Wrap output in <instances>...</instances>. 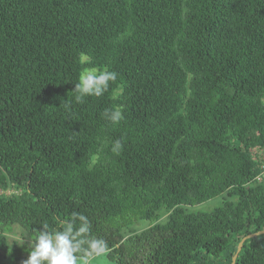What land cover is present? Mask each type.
<instances>
[{"label":"trees","instance_id":"1","mask_svg":"<svg viewBox=\"0 0 264 264\" xmlns=\"http://www.w3.org/2000/svg\"><path fill=\"white\" fill-rule=\"evenodd\" d=\"M89 68L118 75L77 103ZM73 212L111 264H231L264 229V0H0V264Z\"/></svg>","mask_w":264,"mask_h":264},{"label":"clouds","instance_id":"2","mask_svg":"<svg viewBox=\"0 0 264 264\" xmlns=\"http://www.w3.org/2000/svg\"><path fill=\"white\" fill-rule=\"evenodd\" d=\"M80 63H89L85 55L80 56ZM115 71L107 69L100 71L96 68L85 70L75 84L77 93L74 100L83 103L86 97H100L108 90L110 82L117 78ZM70 103V102H69ZM69 107V104H65ZM122 113L117 109L109 113V119L118 122ZM79 222V226L76 224ZM60 230H49L47 223L34 228L35 238L30 240L31 250L23 264H89L97 256H103L110 251L106 241L91 237V224L89 219L79 213L73 212L68 221L61 222ZM16 244H23L24 236H13Z\"/></svg>","mask_w":264,"mask_h":264},{"label":"rangeland","instance_id":"3","mask_svg":"<svg viewBox=\"0 0 264 264\" xmlns=\"http://www.w3.org/2000/svg\"><path fill=\"white\" fill-rule=\"evenodd\" d=\"M217 204H218V198H213L210 199L207 202V205L203 206V208L211 209ZM144 226H146V224H144ZM150 252H151V246L146 242H143L142 247L138 250V252H133L132 254H130L131 256L126 255L125 262L126 264H146L143 263V260H145V262L147 261ZM111 263L113 262H110L106 255L94 257L89 262V264H111Z\"/></svg>","mask_w":264,"mask_h":264},{"label":"water","instance_id":"4","mask_svg":"<svg viewBox=\"0 0 264 264\" xmlns=\"http://www.w3.org/2000/svg\"><path fill=\"white\" fill-rule=\"evenodd\" d=\"M263 232H264V229H262L260 231H256V232L249 233V234L245 235L244 237H242L240 239V241L238 242V245H237V248H236V251H235L234 255L232 256L231 264H235L237 255H238L239 251L241 250V247H242L243 242L245 241V239L250 238V237H253V236H256V235H258L260 233H263Z\"/></svg>","mask_w":264,"mask_h":264}]
</instances>
